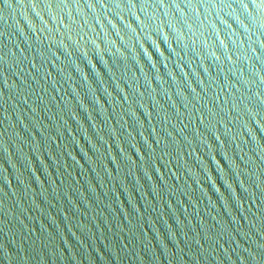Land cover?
<instances>
[{"label": "water", "instance_id": "95a60500", "mask_svg": "<svg viewBox=\"0 0 264 264\" xmlns=\"http://www.w3.org/2000/svg\"><path fill=\"white\" fill-rule=\"evenodd\" d=\"M0 264H264V0H0Z\"/></svg>", "mask_w": 264, "mask_h": 264}]
</instances>
